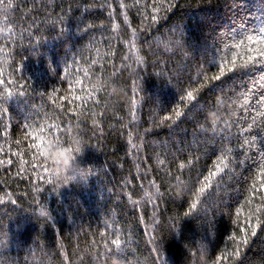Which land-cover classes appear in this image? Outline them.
Segmentation results:
<instances>
[{"label":"trees","instance_id":"obj_1","mask_svg":"<svg viewBox=\"0 0 264 264\" xmlns=\"http://www.w3.org/2000/svg\"><path fill=\"white\" fill-rule=\"evenodd\" d=\"M262 28L264 0H0V264H264Z\"/></svg>","mask_w":264,"mask_h":264},{"label":"clouds","instance_id":"obj_2","mask_svg":"<svg viewBox=\"0 0 264 264\" xmlns=\"http://www.w3.org/2000/svg\"><path fill=\"white\" fill-rule=\"evenodd\" d=\"M43 132V129H41ZM40 139L43 142V147L41 148V152L44 153V156L53 161L56 165H62L64 172H74V166L72 165L71 161L73 159V151L78 149H74L73 147L67 150H60L57 149L51 142L50 139H46L45 137L41 136ZM59 153V155H56ZM82 173V170H81ZM55 175V172H54ZM75 179V175L73 176ZM118 243V241H117Z\"/></svg>","mask_w":264,"mask_h":264},{"label":"snow or ice","instance_id":"obj_3","mask_svg":"<svg viewBox=\"0 0 264 264\" xmlns=\"http://www.w3.org/2000/svg\"><path fill=\"white\" fill-rule=\"evenodd\" d=\"M260 31L261 32H264V28H262ZM248 40H250V41L253 40V37L252 36H249L248 37ZM261 55H264V51L261 52Z\"/></svg>","mask_w":264,"mask_h":264}]
</instances>
